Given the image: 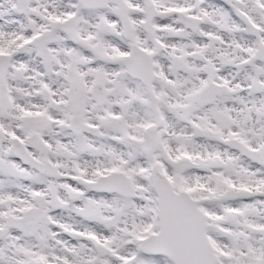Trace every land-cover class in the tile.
Here are the masks:
<instances>
[{"label": "snow or ice", "instance_id": "1", "mask_svg": "<svg viewBox=\"0 0 264 264\" xmlns=\"http://www.w3.org/2000/svg\"><path fill=\"white\" fill-rule=\"evenodd\" d=\"M0 264H264V0H0Z\"/></svg>", "mask_w": 264, "mask_h": 264}]
</instances>
